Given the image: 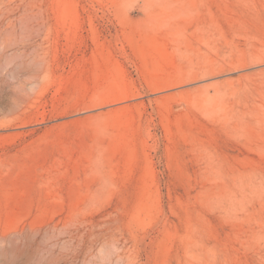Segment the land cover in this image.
<instances>
[{"label":"rangeland","instance_id":"374dc122","mask_svg":"<svg viewBox=\"0 0 264 264\" xmlns=\"http://www.w3.org/2000/svg\"><path fill=\"white\" fill-rule=\"evenodd\" d=\"M0 264H264V0H0Z\"/></svg>","mask_w":264,"mask_h":264}]
</instances>
